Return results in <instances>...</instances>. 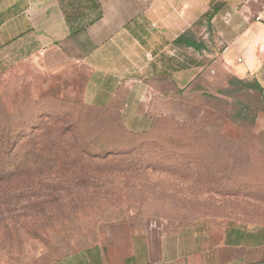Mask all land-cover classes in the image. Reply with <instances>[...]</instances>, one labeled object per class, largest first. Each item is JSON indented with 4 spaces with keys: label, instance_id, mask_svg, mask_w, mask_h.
<instances>
[{
    "label": "rangeland",
    "instance_id": "1",
    "mask_svg": "<svg viewBox=\"0 0 264 264\" xmlns=\"http://www.w3.org/2000/svg\"><path fill=\"white\" fill-rule=\"evenodd\" d=\"M193 31L207 46L190 56L212 64L224 45L206 20ZM14 74L0 73V264H49L151 221L264 225V91L153 78V122L134 132L81 80Z\"/></svg>",
    "mask_w": 264,
    "mask_h": 264
},
{
    "label": "crops",
    "instance_id": "2",
    "mask_svg": "<svg viewBox=\"0 0 264 264\" xmlns=\"http://www.w3.org/2000/svg\"><path fill=\"white\" fill-rule=\"evenodd\" d=\"M218 4L211 27L225 49L205 66L175 40ZM263 10L264 0H0V73L61 77L69 92L81 80L85 102L118 104L124 126L141 132L153 122V78L189 89L201 77L231 87L252 76L264 89ZM49 264H264V225L151 221Z\"/></svg>",
    "mask_w": 264,
    "mask_h": 264
},
{
    "label": "trees",
    "instance_id": "3",
    "mask_svg": "<svg viewBox=\"0 0 264 264\" xmlns=\"http://www.w3.org/2000/svg\"><path fill=\"white\" fill-rule=\"evenodd\" d=\"M219 8H220L219 4L213 6V8H211L208 12H206L195 23V26L203 24V22H205V20L210 25L212 18L219 11ZM195 26H193V27H195ZM193 27L190 28L187 32L183 33L178 38H176L175 43L177 45H181V46L192 47V48L197 49V50H201L204 48L206 49V45L204 44V42L195 35V32L193 31ZM206 87H208L210 89L208 84L206 85L203 82V80H199L198 82H196V84L193 85V87H191V89L189 91L195 90V89H205ZM231 87L233 88V90H251V89H254V90H258L261 93H263V91H264L263 86L261 85V83L256 78L252 79V80L239 79ZM211 91H214V90H211ZM248 113H249V108L247 106H243L239 112L240 115H244V116ZM144 131H146V130H144ZM141 132H143V131H141Z\"/></svg>",
    "mask_w": 264,
    "mask_h": 264
},
{
    "label": "built area",
    "instance_id": "4",
    "mask_svg": "<svg viewBox=\"0 0 264 264\" xmlns=\"http://www.w3.org/2000/svg\"><path fill=\"white\" fill-rule=\"evenodd\" d=\"M263 14H264V10H263V13L262 14H260V15L257 16V20H262V19L264 20ZM238 61L242 63L243 62V58L242 57H239Z\"/></svg>",
    "mask_w": 264,
    "mask_h": 264
}]
</instances>
